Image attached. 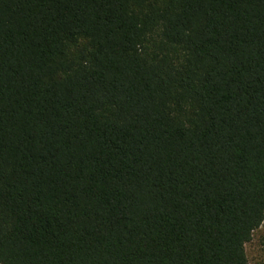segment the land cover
I'll list each match as a JSON object with an SVG mask.
<instances>
[{"label": "trees", "instance_id": "16d2710c", "mask_svg": "<svg viewBox=\"0 0 264 264\" xmlns=\"http://www.w3.org/2000/svg\"><path fill=\"white\" fill-rule=\"evenodd\" d=\"M264 222V0H0V264H250Z\"/></svg>", "mask_w": 264, "mask_h": 264}, {"label": "rangeland", "instance_id": "374dc122", "mask_svg": "<svg viewBox=\"0 0 264 264\" xmlns=\"http://www.w3.org/2000/svg\"><path fill=\"white\" fill-rule=\"evenodd\" d=\"M246 251L250 264H264V222L246 245Z\"/></svg>", "mask_w": 264, "mask_h": 264}]
</instances>
